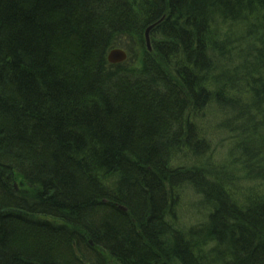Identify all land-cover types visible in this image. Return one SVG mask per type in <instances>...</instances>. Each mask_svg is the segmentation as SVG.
<instances>
[{
	"label": "trees",
	"instance_id": "16d2710c",
	"mask_svg": "<svg viewBox=\"0 0 264 264\" xmlns=\"http://www.w3.org/2000/svg\"><path fill=\"white\" fill-rule=\"evenodd\" d=\"M259 76L264 0H0V264H264V199L240 205L170 164L206 151L190 115L215 87L223 125L263 130ZM259 137L247 160L264 162ZM186 181L208 213L182 232Z\"/></svg>",
	"mask_w": 264,
	"mask_h": 264
},
{
	"label": "rangeland",
	"instance_id": "374dc122",
	"mask_svg": "<svg viewBox=\"0 0 264 264\" xmlns=\"http://www.w3.org/2000/svg\"><path fill=\"white\" fill-rule=\"evenodd\" d=\"M149 41L150 52H152V42L154 41H152L151 35ZM145 42L147 49H149L146 39ZM214 55L213 52L210 53L211 59ZM129 56L128 54L127 61ZM213 62L214 66L211 71L223 73L226 72L223 67H226L230 61L222 62L215 59ZM232 70H230L229 75H232ZM258 79H264V77L259 76ZM215 90L214 96L222 94V97H227L229 95L221 86L215 87ZM216 96L200 115L195 116V113L190 115L202 133L201 138L205 140L206 151L203 155H199L198 151L195 152L191 148L175 151L170 164L173 168H179L178 170L187 172L190 175L192 172H197L198 182L210 181L219 184L240 205L246 204L247 201L263 200L264 162L263 160L260 162V158L247 160L241 149L245 143H256L258 136H260L259 139L264 138V129L258 132L255 131V133H252L253 135L250 134L245 137L234 132L233 128L223 125L226 121L231 120L232 115L225 114V110H222L217 103ZM256 121H260V119H256ZM248 140L249 142H247ZM237 143H242L241 148H238ZM20 183L21 180L16 184V190L18 191L23 188ZM198 186L200 185L198 184ZM173 190L174 200L172 205L176 213L175 222H173L175 228L182 232H188L192 227L204 224L207 220L208 211L204 210L203 198L193 184H189L188 181L182 182L175 186ZM170 223L172 224V221ZM110 264H113V262Z\"/></svg>",
	"mask_w": 264,
	"mask_h": 264
},
{
	"label": "water",
	"instance_id": "95a60500",
	"mask_svg": "<svg viewBox=\"0 0 264 264\" xmlns=\"http://www.w3.org/2000/svg\"><path fill=\"white\" fill-rule=\"evenodd\" d=\"M156 25H157V23L155 25L150 26L146 31V40H147L149 50H151L150 41H149L150 31ZM126 60H127V53L122 49H116V50L112 51L110 53V56L108 57L109 63L115 64V65L121 64V63L125 62Z\"/></svg>",
	"mask_w": 264,
	"mask_h": 264
},
{
	"label": "bare ground",
	"instance_id": "6f19581e",
	"mask_svg": "<svg viewBox=\"0 0 264 264\" xmlns=\"http://www.w3.org/2000/svg\"><path fill=\"white\" fill-rule=\"evenodd\" d=\"M114 50H116V49H112L109 53H108V57L110 56V53L112 52V51H114ZM109 62V61H108ZM20 185H22V181H21V183H20ZM16 187V186H15ZM17 192H20L21 190H16ZM229 197H231V196H229Z\"/></svg>",
	"mask_w": 264,
	"mask_h": 264
}]
</instances>
